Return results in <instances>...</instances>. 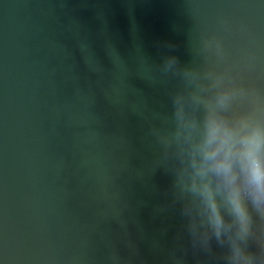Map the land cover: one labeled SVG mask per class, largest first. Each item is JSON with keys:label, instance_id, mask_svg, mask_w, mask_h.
<instances>
[{"label": "water", "instance_id": "obj_1", "mask_svg": "<svg viewBox=\"0 0 264 264\" xmlns=\"http://www.w3.org/2000/svg\"><path fill=\"white\" fill-rule=\"evenodd\" d=\"M225 68L264 102V0H0V264H264L243 175L246 231L192 189Z\"/></svg>", "mask_w": 264, "mask_h": 264}, {"label": "clouds", "instance_id": "obj_2", "mask_svg": "<svg viewBox=\"0 0 264 264\" xmlns=\"http://www.w3.org/2000/svg\"><path fill=\"white\" fill-rule=\"evenodd\" d=\"M186 76L194 83L197 80L194 72H187ZM205 78L207 85L197 84V87L205 88L211 97L205 102L201 136L193 150L192 189L203 197L211 213L210 221L219 236L225 224L215 195L221 188L228 190V199L239 217L243 231L247 230L248 217L236 187L240 175H243L255 204L264 205V102L254 89L240 87L228 68L208 71ZM245 100L250 109L237 111L235 106ZM176 116L183 128L182 109H177ZM177 135H180L179 130ZM197 177L201 181L214 177L216 189H213L211 179L197 185ZM235 258L250 264V258L244 256L238 248L235 250Z\"/></svg>", "mask_w": 264, "mask_h": 264}]
</instances>
